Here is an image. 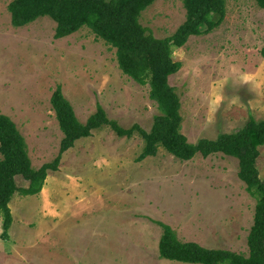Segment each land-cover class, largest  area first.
Instances as JSON below:
<instances>
[{
    "label": "rangeland",
    "instance_id": "obj_1",
    "mask_svg": "<svg viewBox=\"0 0 264 264\" xmlns=\"http://www.w3.org/2000/svg\"><path fill=\"white\" fill-rule=\"evenodd\" d=\"M12 1L0 0V114L24 136L35 169L58 155L63 138L50 102L58 85L82 122L100 104L124 128L151 129L160 110L150 86L120 70L115 48L88 27L56 39V23L47 16L15 27ZM224 1L221 23L173 52L182 66L169 84L191 143L264 119V9L255 0ZM185 20L183 0H156L141 15L157 38L171 36ZM142 148L139 134L119 137L108 126L78 139L38 196H13L7 239L0 213V264H194L160 257L163 229L155 221L181 241L247 256L257 199L239 178L238 159L214 153L184 161L159 147L137 161ZM257 167L264 179V146ZM66 207L78 215L68 219ZM41 219L47 240L36 238Z\"/></svg>",
    "mask_w": 264,
    "mask_h": 264
},
{
    "label": "trees",
    "instance_id": "obj_2",
    "mask_svg": "<svg viewBox=\"0 0 264 264\" xmlns=\"http://www.w3.org/2000/svg\"><path fill=\"white\" fill-rule=\"evenodd\" d=\"M156 0H13L8 5L11 23L15 27L28 25L47 16L56 23L55 38L72 35L88 27L98 38L116 49L120 70L138 84H149V96L160 114L154 117L149 131L135 124L122 127L107 116L102 105L82 122L74 107L58 85L50 102L59 128L63 133L58 155L35 169L29 156L24 136L14 121L0 114V213L3 218L2 238L7 239L13 222L9 206L13 196L38 195L50 171L59 169L63 154L75 142L89 137L103 126L110 127L117 136L131 138L136 133L143 140L137 161L155 156L163 147L176 158L184 161L197 154L208 157L222 153L237 158L239 178L257 202L254 221L247 245L248 255L223 248H207L193 241H181L167 224L155 221L163 229L159 240L161 258L194 264H264V179L260 177L257 159L264 146V119L250 118L237 131L221 133L215 139L202 138L196 143L188 141L181 132V100L169 77L177 73L182 64L173 58L176 48L183 47L193 35L208 33L216 28L225 15L224 0H183L186 20L176 32L166 38H157L141 23L142 12ZM264 9V0H255ZM214 15H219L214 19ZM206 30H202L203 26ZM264 58V47L261 49ZM21 178L24 185H18Z\"/></svg>",
    "mask_w": 264,
    "mask_h": 264
},
{
    "label": "crops",
    "instance_id": "obj_3",
    "mask_svg": "<svg viewBox=\"0 0 264 264\" xmlns=\"http://www.w3.org/2000/svg\"><path fill=\"white\" fill-rule=\"evenodd\" d=\"M38 196V195H37ZM38 198V197H37ZM44 203V208H46V209H49V207H50V205H49V202L48 201H45V199H44V201H43ZM68 209V211H72V213H71V215L68 217V219H71V217L75 214L76 216L78 215V214H76V212H75V210H77V208L74 210V212L75 213H73V210H72V208L71 207H69V208H67L66 207V209L65 210H67ZM70 209V210H69ZM54 210V209H53ZM52 210V211H53ZM67 211V212H68ZM41 222L42 223H40V226H42V229H40V230H35V234H38V233H40V234H38L37 236H36V238L37 237H39V239H41V240H47L48 238H49V236H47V235H44L43 233H42V230H43V228L47 225V221H45V220H42L41 219ZM52 226H54L53 224H51V227ZM17 241H20L21 242V238H19V239H16ZM21 246H18V251H19V253L21 252ZM28 250V249H27Z\"/></svg>",
    "mask_w": 264,
    "mask_h": 264
}]
</instances>
